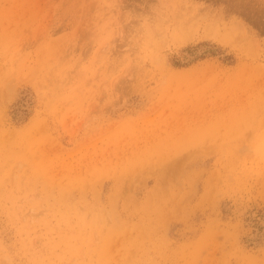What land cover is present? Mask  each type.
<instances>
[{
  "label": "rangeland",
  "instance_id": "rangeland-1",
  "mask_svg": "<svg viewBox=\"0 0 264 264\" xmlns=\"http://www.w3.org/2000/svg\"><path fill=\"white\" fill-rule=\"evenodd\" d=\"M0 264H264V0H0Z\"/></svg>",
  "mask_w": 264,
  "mask_h": 264
},
{
  "label": "bare ground",
  "instance_id": "bare-ground-1",
  "mask_svg": "<svg viewBox=\"0 0 264 264\" xmlns=\"http://www.w3.org/2000/svg\"><path fill=\"white\" fill-rule=\"evenodd\" d=\"M263 145V144H262Z\"/></svg>",
  "mask_w": 264,
  "mask_h": 264
}]
</instances>
